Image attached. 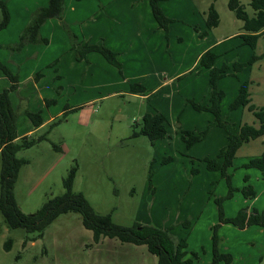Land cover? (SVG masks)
Listing matches in <instances>:
<instances>
[{
    "label": "rangeland",
    "instance_id": "374dc122",
    "mask_svg": "<svg viewBox=\"0 0 264 264\" xmlns=\"http://www.w3.org/2000/svg\"><path fill=\"white\" fill-rule=\"evenodd\" d=\"M1 1L9 19L6 27L0 29V63L17 77L16 88L9 93L17 115L16 127L17 119L31 123L27 112L39 113L42 125L30 137L45 136L32 148L17 154L18 158L27 160L20 169L14 189L21 211L35 213L47 199L62 195V180L75 166L72 191L82 193L97 213L111 214L113 222L122 226L137 222L161 229L172 227V235L187 238V256L192 258L193 264L211 263V229L215 225H218L221 251L232 257L230 263L220 264H264V227L251 226L241 230L229 223H220L215 204V199H223L225 218L235 217L240 210H264V173L244 167L249 160L264 154V136L244 143L236 151L232 166L226 170L228 179L222 177L220 172L207 170L204 159L217 156L227 143L226 132L215 125L212 113L195 111L189 102L209 104V71L197 66L199 58L196 60L204 48L212 46L210 48L218 55L217 67L246 63L255 56L258 59L235 76L221 78L217 89L224 92L220 111L229 130L237 131L244 126L259 128L260 123L250 108L264 111V33L258 37L254 50L243 45L239 37L226 41L232 33H243V23L228 9V0H160L162 6L179 11L169 18L172 21L166 31L155 23L156 33L151 32L152 39L157 32H164L156 43L160 64L165 67L164 74L173 70L182 73L175 81V87H179H176L174 102L179 108L172 114V119L170 105L158 103L160 94L145 99L139 94H114L121 87L122 80L118 79L123 74L99 53H88L90 56L87 54L82 63L75 59V67L68 66L66 62L75 51L57 19L45 23L39 31V36L48 41L46 45L32 44L33 48L25 50L28 45H24L15 50L29 21H23L26 12L32 13L43 2ZM89 1L94 0H65L64 3L63 21L80 46L88 43L81 34L85 24L75 20L86 12ZM240 1L244 11L253 16L249 1ZM210 6L216 11L219 22L216 27L207 29L205 22ZM204 31V36L198 35ZM18 53L25 56L23 64L30 61L19 70ZM60 56L62 61L57 60ZM97 58L104 61L99 62ZM51 63H54L53 67L44 68ZM54 67L56 70L53 71ZM37 71L44 72V85L53 89L50 95L54 96V102L46 104L33 100L24 110V116L16 91L18 83L27 74L32 77ZM56 75L62 80L54 82L52 78ZM5 80L9 85L0 86V93L10 87V81ZM244 81L249 82L246 103L232 110L230 105ZM132 82H145L143 85L147 87V93L150 92L152 81ZM155 109L167 118L166 138L151 144L146 136L132 137V132L140 128L142 116L158 111ZM26 124L22 121L20 130H24ZM207 128L209 131L203 140L186 147L185 131L197 134ZM167 157L172 161L164 164L162 160ZM151 169L152 176L148 181ZM247 185L255 192L253 199L242 195L241 189ZM229 189L233 190L232 196L226 198ZM186 222L190 223L188 228L183 225ZM35 236L22 229H10L0 214V264H157V258L145 245L121 243L116 238H100L95 242L77 213L60 215L44 230L41 238L32 240ZM7 241L11 242L9 250L4 248Z\"/></svg>",
    "mask_w": 264,
    "mask_h": 264
},
{
    "label": "trees",
    "instance_id": "16d2710c",
    "mask_svg": "<svg viewBox=\"0 0 264 264\" xmlns=\"http://www.w3.org/2000/svg\"><path fill=\"white\" fill-rule=\"evenodd\" d=\"M151 13L154 20L160 28L167 30L168 24L172 21L165 16L159 6V0H148ZM248 5L253 10V16H249L243 8L240 0H228V9L235 15L236 19L243 23V33L237 37L242 39V44L255 49L258 37L264 33V0H248ZM65 0H47L45 6L36 8L29 17V21L25 29L19 37V44L15 46V50H19L22 46L28 44H47L48 41L39 36L41 26L49 19H57L60 21L62 29L68 34L71 47L75 51V59L77 61L86 60V55L91 52L99 53L110 65L121 71V64L117 60V54L103 45H91L88 43L79 45L76 36L70 31L67 24L63 21ZM0 10L2 19L0 21V29L6 27L9 19L8 11L4 2L0 0ZM218 15L214 8L210 6L206 28L211 29L218 25ZM206 31L198 33L204 36ZM218 55L211 49L203 52L198 61L197 66L209 71V104L200 105L193 101H189L195 111H208L213 114L218 127L226 132L227 143L219 150L215 158H205L206 169L209 171L220 172L222 177L228 179L226 170L232 166L236 151L244 144L251 140H255L264 136V111H256L250 108L254 117L259 121V128L240 127L237 131H231L225 126L222 120L220 104L224 97V92L217 89V82L228 75L235 76L236 73L242 71L251 65L258 58L252 56L248 62H234L232 65L223 64L217 67ZM0 70L10 81V87L0 93V214L4 222L10 229H22L26 233H35L36 236L32 240H36L43 236L44 230L53 223L60 215L66 213H77L80 215L82 226L91 231L95 242L100 238L118 239L121 243H130L134 245H145L147 251L157 258V264H193L192 258L187 256V238L177 236L170 233L172 227L161 229L150 225H141L134 223L131 226H122L113 222L111 214L101 215L97 213L90 203L85 199L82 193L72 191V186L77 168L71 167L65 178L62 180L64 193L59 196L47 199L42 206L32 214H25L21 211L15 200L14 189L18 180L21 167L27 163V160L18 158L20 151L32 148L34 145L45 139V136L32 138L28 136L18 137L16 131L17 115L11 106L9 93L16 88L17 77L12 74L4 65L0 63ZM40 74L35 75L38 79ZM249 82L244 81L239 85L237 96L230 105V109L235 110L244 106L247 99ZM145 87L139 83H131L129 85L130 94H142ZM54 101H45L46 104ZM34 127L42 124V118L39 113H26ZM166 117L157 112L145 113L140 122L139 130L132 132V137L140 135L146 136L151 144L154 141L166 138L167 132ZM134 128L135 125H134ZM209 128L197 134L191 131H185L187 135L186 147H191L195 143L200 142L208 134ZM54 149L57 147L53 146ZM172 161L171 157L164 158V164ZM244 167L253 168L264 173V154L258 158L249 160ZM152 169L149 172V180L152 176ZM247 181V179H244ZM232 189H229L226 198H231ZM242 195L246 199H253L255 192L250 185L241 189ZM222 198L215 199L218 210L220 223H229L238 229H245L251 226L264 227V210L258 211L252 209L250 212L240 210L233 218H225L222 211ZM183 225L189 227L190 223ZM218 225L212 227L211 235V252L212 259L210 264H220L221 262L230 263L232 257L223 253L220 249V239L217 235ZM11 242L7 241L4 245L6 250L10 249ZM196 259V256H193Z\"/></svg>",
    "mask_w": 264,
    "mask_h": 264
},
{
    "label": "crops",
    "instance_id": "0c3cea01",
    "mask_svg": "<svg viewBox=\"0 0 264 264\" xmlns=\"http://www.w3.org/2000/svg\"><path fill=\"white\" fill-rule=\"evenodd\" d=\"M36 1L39 4L40 0H36ZM41 1L43 3L39 4L38 7L45 6L44 5L45 3L47 4V0H41ZM138 1L139 0H94L93 2L89 1V4H87V7L85 9L86 12L78 15V19H77L78 21L75 20V22H79V21L84 22L85 27L83 26L81 34L87 39L88 43L94 45L95 44L103 45L117 54L116 58L118 62L121 64V72L123 76L119 77L121 79L118 80H122V84L121 87H118V89L115 90L114 94L129 93V85L131 84L132 81L150 80L152 81V84L149 87L150 92L147 93V87L143 85L146 83L143 82L141 85L145 87V92L139 95L144 99L149 98L151 95L154 94L162 95L160 96L159 98L160 100H158V103L161 101L162 103L165 102L168 103V105H170L169 113L173 119L172 114L176 112L179 108L178 104L174 102L177 99L176 87L177 88L179 87L178 85H176L175 87V81L179 79L182 73H178L177 71L173 70L170 73L164 74L166 72L164 71L165 67L164 65L160 64V57L158 55L159 47L156 46V43L159 40L158 37H163L164 32L163 31L157 32L156 36L152 39L151 32H154L156 30L155 23L157 22L154 20L152 16L149 1L141 0L143 6L142 3L139 4ZM161 1L159 0L160 8L168 18H173L175 14L179 13L177 8H176L177 10L174 12V10L162 6ZM172 13H174V15H172ZM30 14L28 11L26 12L25 18L23 19L24 23H27ZM50 20L52 19L47 20L45 23H48ZM42 28H40V30ZM240 34H241L240 32L232 33L231 35H228L225 38V40L226 41L234 40L235 38H238L237 36ZM194 35H196L195 32ZM33 46L34 45L32 44H28V46H26L24 50L27 48H33ZM210 47L212 46H208L207 48H204V50L201 51L196 56V60L200 57V55L203 52H205L208 49H211ZM63 52L64 51L58 54H62ZM69 52L71 53V51ZM20 54L18 53L19 56L16 59L17 60L16 63L19 64L18 70L20 69L21 66H27V64L30 63V61L27 60L26 63L23 64L25 62L24 60L25 56H22ZM89 56L90 54L87 55V57ZM27 59H29L28 56ZM101 59L97 58L99 62L104 61L103 59L101 61ZM57 60L62 61L63 57L60 56V58H58ZM82 62L83 61H80V63ZM54 63L56 62L54 61ZM54 63L47 64L44 68L47 69L53 67ZM66 63H68V66L75 67L77 61L75 60L74 52H72L70 58H68ZM105 65H109V64L107 63ZM106 68L108 69L107 66ZM113 68L116 69L115 67ZM54 70H56V67L53 68V71ZM39 71L35 72L32 77L30 74H27V76L23 79H20L18 83L19 88L16 91L17 94L20 95L19 97L21 99V104H22L21 112H23V115L25 112L24 110L28 108V105L30 106L32 104L33 100L36 103H40V100L44 102L47 100L48 101L54 100L53 99L54 96L52 94L50 95V92L53 89L51 90L49 87H46V84L44 85V80H46L44 76V72L43 71L39 72ZM37 74H40V77L38 79H35V75ZM5 79L6 78L3 76V74H0V86L7 87L9 85V83L7 85V81ZM52 80L54 82H57L58 80H62V77L56 75L55 77L52 78ZM132 83H139V82H132ZM27 87L29 89H27ZM35 92L37 93V96L35 95ZM22 95L23 96L27 95V96L22 97ZM131 95H136V94H131ZM207 96L208 94L206 95V97ZM150 110L152 111V109ZM33 111L34 110H32L31 112ZM158 111L156 112L157 113L161 112ZM164 112L166 111L164 110ZM51 119L52 118L49 117V120ZM22 121L27 122L24 130H20L19 128V124ZM17 122L18 123L16 128L19 138L23 136L30 137V135L33 134V132H35L36 130H38V128H40V126L34 127L32 123H29L25 119L22 120L17 119Z\"/></svg>",
    "mask_w": 264,
    "mask_h": 264
}]
</instances>
